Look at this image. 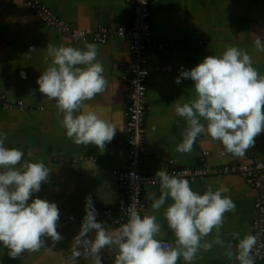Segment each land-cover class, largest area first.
<instances>
[{
	"label": "crops",
	"instance_id": "obj_1",
	"mask_svg": "<svg viewBox=\"0 0 264 264\" xmlns=\"http://www.w3.org/2000/svg\"><path fill=\"white\" fill-rule=\"evenodd\" d=\"M42 2L73 27L79 28L100 25L114 31L133 15L132 6L126 0ZM152 6L153 30L157 39L148 50L150 92L145 130L148 151L143 169L155 175L158 170L173 165L229 167V171L220 177L207 176L190 181L192 190L200 194L209 185L213 190L221 186L227 188L223 195L229 196L237 206L234 213H225L220 230L224 245L213 243L210 251L201 249L191 264H239L236 259L239 240L233 233H239L240 239L253 234L251 223L257 196V190L245 182L242 169L255 161L264 162V132L258 134L254 146L239 157L228 153L221 142L205 133L197 137L190 153L178 152L177 145L183 142L182 133L187 122L175 114V106L195 99L196 92L191 79L181 78L179 84L175 81L181 71L192 69L206 56H222L229 47L247 51L253 67L264 76V51L258 50L254 44L258 36L264 41V0H152ZM88 43L97 46V60L103 65L107 87L83 103L117 129L103 150L94 144L77 145L67 138L66 129L61 125L63 114L58 111L56 100L42 94L36 83L52 62L51 57L45 60L48 44L86 50ZM32 48L36 50L31 51ZM130 56V41L115 33L103 43L83 39L73 41L41 21L25 1L0 0V101L23 100L30 106L49 105L40 111L28 108L9 110L0 105V133H7L5 147L20 148L25 152V159L43 161L49 169L47 181L42 182L40 191L32 198L57 204L60 211L57 231L62 236L59 242L45 236L39 250H25L15 259L0 243V264H74V238L80 233L82 222L70 217L85 216V197H91L95 209L127 199L115 170L123 169L128 157L124 142L129 86L122 76ZM22 72L27 74L26 79L21 77ZM201 122L207 123L203 118ZM29 151L32 157L27 156ZM145 192L147 197L155 194L158 198L161 194L159 182L147 186ZM152 202L149 199L144 215H155L161 225L155 239L172 241L175 246L174 233L164 216L172 199L169 197L159 210L151 208ZM116 218L115 213H110L96 219L115 237L120 229L115 223ZM88 236L94 239L95 231ZM215 238L213 229L202 243L214 242ZM229 243L233 245L231 258L226 255ZM117 254L118 248L102 249V264H114ZM75 264H91V261L81 256ZM177 264L188 262L181 256Z\"/></svg>",
	"mask_w": 264,
	"mask_h": 264
},
{
	"label": "clouds",
	"instance_id": "obj_2",
	"mask_svg": "<svg viewBox=\"0 0 264 264\" xmlns=\"http://www.w3.org/2000/svg\"><path fill=\"white\" fill-rule=\"evenodd\" d=\"M254 44L264 51V41L259 36ZM47 53L45 60L51 57L52 62L36 81L39 91L56 100L67 138L77 145L94 144L103 150L117 129L83 103L107 87L103 65L97 60V46L88 43L86 50H81L48 44ZM21 77L26 79L27 74L22 72ZM181 78L194 81L196 98L182 105L176 103L175 114L187 122L183 142L177 145L178 152L190 153L202 133L221 142L228 153L237 157L254 146L257 135L264 132V76L253 67L247 51L229 47L222 56H206L192 69L181 71L175 82L181 83ZM0 105L8 109L2 102ZM6 138L7 133H0V243L15 259L25 250H39L45 236L53 242H59L62 236L57 231L60 218L57 204L32 198L40 191L42 182L47 181L49 169L43 161L25 159L22 149L5 147ZM32 155L31 151L27 153L28 157ZM155 178L153 182H159L161 194L158 198L153 194L148 199L153 201V210L164 206L169 197L172 199L164 216L174 233L175 246H166L155 239L161 225L155 215L141 217L134 210L135 198L128 208V222L113 237L97 221L91 197L87 196L82 228L74 238V264L81 256L91 264H102L100 253L106 247L118 248L114 264H177L181 256L191 264L201 249L210 251L213 243L224 245L220 230L225 213H234L237 207L229 196L223 195L227 188L213 190L209 185L200 194L192 190L183 174L170 175L166 170H158ZM213 229L216 231L214 242L202 243ZM93 230L94 239L88 236ZM233 236L239 240L236 245L239 264H255L258 258H264V238L260 234H248L242 239L239 233ZM232 247L230 243L226 245L229 258L233 256Z\"/></svg>",
	"mask_w": 264,
	"mask_h": 264
},
{
	"label": "built area",
	"instance_id": "obj_3",
	"mask_svg": "<svg viewBox=\"0 0 264 264\" xmlns=\"http://www.w3.org/2000/svg\"><path fill=\"white\" fill-rule=\"evenodd\" d=\"M23 1L30 5L32 12L41 21L55 27L62 35L69 37L73 41L83 39L91 40L95 43H103L113 33L130 41L131 56L125 65L126 70L122 76V79L129 86L127 94L128 114L125 128L126 141L124 142L127 147L128 160L123 169L115 170V174L118 175L125 188L127 199L116 205H104L95 209L96 218L115 213L117 215L115 223L121 228L122 225L128 222V208L132 205L133 198H135L134 210L141 217L144 216L149 207V199L145 188L158 183V181L153 182L156 179L154 174L143 169L144 158L148 149V142L145 136L150 92V85L147 81L150 70L148 50L152 42L157 39L152 23L154 13L152 0H126L132 6V18L118 25L114 31L100 25L86 28L73 27L70 22L62 19L51 7L45 5L42 0ZM0 102L10 110L28 108L40 111L49 108L48 104L30 106L23 100H5ZM165 170L170 175L180 173L189 181H194L204 179L207 176H219L223 172H228L229 167L208 168L207 166L186 167L173 165L168 166ZM242 174L245 182L257 190L254 216L251 223L252 232L254 235L260 234L264 238V162L255 161V163L245 165L242 169ZM70 218L71 220L83 222L84 216H71ZM160 241L166 246L174 247L172 241ZM255 264H264V258H258Z\"/></svg>",
	"mask_w": 264,
	"mask_h": 264
}]
</instances>
